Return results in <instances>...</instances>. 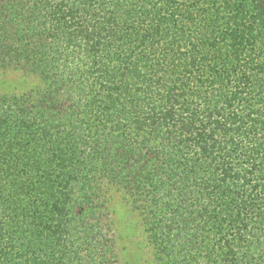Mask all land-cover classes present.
I'll list each match as a JSON object with an SVG mask.
<instances>
[{"label":"trees","instance_id":"trees-1","mask_svg":"<svg viewBox=\"0 0 264 264\" xmlns=\"http://www.w3.org/2000/svg\"><path fill=\"white\" fill-rule=\"evenodd\" d=\"M0 264H264V0H0Z\"/></svg>","mask_w":264,"mask_h":264},{"label":"rangeland","instance_id":"rangeland-1","mask_svg":"<svg viewBox=\"0 0 264 264\" xmlns=\"http://www.w3.org/2000/svg\"><path fill=\"white\" fill-rule=\"evenodd\" d=\"M38 82V78L30 74L0 70V91L21 92ZM110 197L122 264H152L151 249L147 244L139 217L130 210L117 192L112 190Z\"/></svg>","mask_w":264,"mask_h":264}]
</instances>
